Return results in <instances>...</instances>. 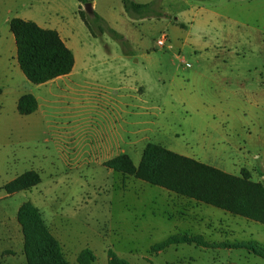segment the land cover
Masks as SVG:
<instances>
[{"label": "rangeland", "instance_id": "1", "mask_svg": "<svg viewBox=\"0 0 264 264\" xmlns=\"http://www.w3.org/2000/svg\"><path fill=\"white\" fill-rule=\"evenodd\" d=\"M77 2L55 0L62 6L53 11L55 23L74 32L81 49L77 55L94 44L112 58L122 56L125 70L138 72L146 85H131L137 93L145 92L146 104L137 109L138 101L119 98L113 88L118 76L107 72L72 77L65 103L51 102L50 90L57 91L56 86L35 84L20 69L9 19L57 26L47 23L49 12L40 2L0 0V185L28 171L40 178L0 200L10 239L8 251L0 252V264L28 263L18 221L25 202L38 208L68 264H110V251L123 264H264V255L252 249L264 252V218L198 202L105 165L121 153L136 165L142 158L147 142H111L118 137L113 125L127 120L131 128L148 127L149 141L235 175L246 168L253 181L264 185V0H199L187 33L207 48L187 43L180 55L189 65L176 57L180 30L171 25L180 24L185 0H160L163 16L135 20L122 0H100L98 12H110L108 24L130 40L134 55H126L130 46L107 32L92 37L78 15L84 3ZM163 31L173 49L157 45ZM234 32H249L251 43L231 45ZM94 56L102 58L99 52ZM79 68L84 71L87 60ZM24 93L40 102L26 115L17 109ZM71 114L77 120L73 126L67 123ZM136 121L143 123L134 126ZM171 236L176 241L162 247ZM183 238L192 241L180 242Z\"/></svg>", "mask_w": 264, "mask_h": 264}, {"label": "trees", "instance_id": "2", "mask_svg": "<svg viewBox=\"0 0 264 264\" xmlns=\"http://www.w3.org/2000/svg\"><path fill=\"white\" fill-rule=\"evenodd\" d=\"M78 1L86 3L92 0ZM122 3L127 15L134 20L163 16L159 9L160 0L145 3L122 0ZM79 15L91 34L107 32L125 43L123 35L95 10L88 14L80 9ZM10 30L15 38L19 67L31 82L45 83L73 70L74 54L56 29L42 27L33 20L13 17L10 19ZM37 108L38 101L32 93L19 97L17 109L20 114H30ZM105 165L198 202L253 219L264 218V185L253 181L246 168L241 170L240 175H235L154 142L146 144L138 165L126 153L107 160ZM39 182V176L28 171L4 184L3 188L10 193L30 188ZM18 221L23 228L27 264H68L60 244L44 224L37 207L29 202L22 204L18 210ZM175 241L176 238L171 236L161 246ZM179 241L192 240L183 238ZM252 249L264 255V252ZM83 253L90 255L91 252L84 250ZM110 255V264H123L114 252L110 251Z\"/></svg>", "mask_w": 264, "mask_h": 264}, {"label": "crops", "instance_id": "3", "mask_svg": "<svg viewBox=\"0 0 264 264\" xmlns=\"http://www.w3.org/2000/svg\"><path fill=\"white\" fill-rule=\"evenodd\" d=\"M35 1L40 2L42 7L44 8V10L49 12L48 14L45 13L46 16H50V17H48L49 19L47 20V23L48 24H54L56 21H54V19L52 18L53 11L60 10L62 6L59 5L58 3L55 4L54 3L55 0H35ZM149 1H151V0H138V2H142V3L149 2ZM185 1H186L187 6L185 9H183L180 12V19L177 18L180 20V24H171V25H173L175 28L180 30V33H177V42H179L180 45L177 46L178 54L176 55V57H179L180 61L185 62L187 65H189V63L186 61V59L180 55L181 51L184 49V46L187 43H189V44L193 45V48L198 47L199 50H203V49L207 48L206 47L207 44L204 45L203 43H201L198 46L195 42L196 41L195 38L190 36L187 33V28L189 27V25L191 26L195 22L194 18H192V17H195V15L192 13V11H194V8L199 3L198 2L199 0H185ZM91 2H92L93 11L95 10L98 14H100L98 12L100 0H92ZM77 4L79 5V1L77 2ZM16 12H18L16 14H19L20 10H17ZM78 15H79V10H78ZM100 15L106 21L110 20L109 19L111 17L110 12H108V13L106 12V14L101 13ZM79 17H80V15H79ZM10 19H9V22H10ZM23 19H25V18H23ZM28 20H30V19H28ZM134 22L136 23V21H133L132 23L135 24ZM38 24H40V23H38ZM55 25L57 27L52 28V29H56L59 32V34L62 37V39L64 40L65 44L72 50L74 57H75V64H74L73 70L70 73L58 76V77L53 78V79H51L45 83H41V85H44V86H47V85L48 86L50 85L52 87L56 86V89L58 92L54 91L52 88L50 90L52 95L54 96V100L51 102H54L55 104L56 103L57 104L65 103V101L63 100L65 98L64 92L68 91L70 89V87H68V86H69V81L72 77L77 76V75H81V76H87L88 78H93V77H97V73L102 74L104 72H107L106 76H118V81L113 88L114 89L116 88L115 91L117 93H119V98H121V97H128L130 99L133 98L135 102L138 101V104L140 103V105L135 103L134 107L135 108L137 107V109L138 108L144 109L142 104L143 103L146 104V100L144 98L145 92L142 94H139L131 86L132 84H135L137 81L141 82V80L136 77V76H138V72L136 74H134L133 71L127 72L124 68L125 63H123V59H122L123 57L122 56L118 57L119 54H117V55H114L115 58H112L111 57L112 55L109 52L108 53L100 52L99 49L94 44L92 46H90L89 49H87L86 53L85 52L81 53V54L79 53L77 55L75 50L80 51L81 49L79 47L78 40H76V38H75L74 32L70 31L66 26L60 25V23H57V24L55 23ZM84 25H85V23H84ZM40 26H41V24H40ZM85 27L92 37H98L99 36V35L91 34L88 27L86 25H85ZM45 28H47V27H45ZM112 28H114V27H112ZM115 30H117V29H115ZM118 32H120V31H118ZM235 32H237V31H235ZM102 34H104V33H101V35ZM121 34L123 35V37L125 39V43H123L120 40L121 43L124 45V47L130 46V49H131L130 40L123 33H121ZM231 35H233V33ZM162 36L166 37L165 45L162 48H167L169 50L173 49L175 46H174V43H173L169 33L166 31H163L161 33V35L158 37V39L161 38ZM250 37L251 36H250L249 32H241V34H239V35H238V33H235V37H234V39H232L231 45L249 44V43H251ZM158 39H157V41H158ZM224 42H226V40H224ZM261 42L263 43L262 46H264V38H263V40H261ZM96 52H99L100 54H102V58H95L94 53H96ZM124 53H126V52H124ZM131 54L134 55L132 52V49H131L130 53H126V55H131ZM216 56L218 57V53H215L213 55V57H216ZM82 60H87V68L84 71L80 72L79 67H80V63L82 62ZM117 61H119V64L117 63ZM141 76H142V74H141ZM141 83L146 87V85L143 82H141ZM36 99L38 101V108H39L40 107L39 98L36 97ZM48 102L50 103V101H48ZM126 106H128L127 103H126ZM118 109L121 110V107H118ZM124 109H127V107ZM72 113H74V111H72ZM133 113H135L136 115L138 114L137 110H134ZM71 116L73 117L72 121L71 122L67 121V123H71L73 126V124L75 123V121L77 122V120L74 119L75 116L73 114H71ZM60 122L61 121H59V123ZM61 123H63V122H61ZM64 123H66V122H64ZM127 123H128V121L126 120L124 122V124L119 123L121 125L120 127H117L118 125H116V123L113 125V127L115 128L114 131H117V133H118V137H115L114 139H112L111 142L119 145L122 143V138L130 139V140L132 139L130 141L131 143H133L137 139L141 143L153 142V141H149V140H151L152 135L147 136L148 131H150L148 127H145L144 129H142L140 127L131 128V127H129V125L131 123L130 124H127ZM142 123L143 122H137L136 121L135 123H133V125L138 126ZM147 123L148 122H144V124H147ZM154 143H158V142H154ZM159 144H161V143H159ZM117 155H119V154L110 156L108 158V160L117 156ZM0 188H1L0 200H3L5 198H7V196H9L10 194L3 188L2 184L0 185ZM7 221H8V216L4 215V213H1V215H0V252L8 251V249H9L8 245H9L10 239H9V228H8V224L6 223Z\"/></svg>", "mask_w": 264, "mask_h": 264}, {"label": "water", "instance_id": "4", "mask_svg": "<svg viewBox=\"0 0 264 264\" xmlns=\"http://www.w3.org/2000/svg\"><path fill=\"white\" fill-rule=\"evenodd\" d=\"M84 10L88 13L91 14L93 12V7H92V2L88 1L84 3Z\"/></svg>", "mask_w": 264, "mask_h": 264}, {"label": "built area", "instance_id": "5", "mask_svg": "<svg viewBox=\"0 0 264 264\" xmlns=\"http://www.w3.org/2000/svg\"><path fill=\"white\" fill-rule=\"evenodd\" d=\"M165 41H166V37L165 36H162L161 38L158 39L157 45L159 47H163L165 45Z\"/></svg>", "mask_w": 264, "mask_h": 264}]
</instances>
